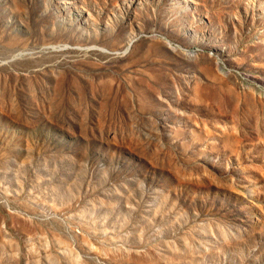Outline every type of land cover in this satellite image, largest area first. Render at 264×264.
<instances>
[{
	"label": "rangeland",
	"instance_id": "rangeland-1",
	"mask_svg": "<svg viewBox=\"0 0 264 264\" xmlns=\"http://www.w3.org/2000/svg\"><path fill=\"white\" fill-rule=\"evenodd\" d=\"M0 264H264V0H0Z\"/></svg>",
	"mask_w": 264,
	"mask_h": 264
},
{
	"label": "bare ground",
	"instance_id": "bare-ground-1",
	"mask_svg": "<svg viewBox=\"0 0 264 264\" xmlns=\"http://www.w3.org/2000/svg\"><path fill=\"white\" fill-rule=\"evenodd\" d=\"M60 30V29H59ZM3 31V30H2ZM40 32V31H39ZM62 32H64V31H62ZM5 33V32H4ZM41 33V32H40ZM7 34V33H6ZM45 34V33H44ZM53 34H54V32H53ZM8 35V34H7ZM9 36V35H8ZM144 36V35H143ZM149 36V35H148ZM148 36H146V37H144V38H147ZM161 37V36H160ZM3 38V37H2ZM1 38V39H2ZM7 38V37H6ZM162 38V37H161ZM2 41V40H1ZM13 42V41H12ZM3 43V42H2ZM58 44V43H57ZM150 44V43H149ZM64 46H66V44H64ZM9 48V47H8ZM64 48V47H63ZM71 48V47H70ZM62 49V48H61ZM75 49V48H74ZM93 49V48H92ZM55 50V49H54ZM57 50V49H56ZM55 50V51H56ZM59 50H60V48H59ZM80 50V49H79ZM89 50V49H88ZM58 51V50H57ZM119 53V52H118ZM71 54L73 55L74 54V52L73 51H66V52H61V53H58V54H56V56L55 57H57V58H60V60H62V61H64V60H69L70 58H73V57H75L74 55L73 56H71ZM90 54H92V55H99V54H95V52H91ZM108 55V54H107ZM124 55V54H123ZM105 58H107V57H105ZM110 59V60H109ZM122 58L121 57H118V56H113V57H109V58H107V60L105 61V63H106V67H110V66H115V65H118V63H119V61L121 60ZM70 64V63H69ZM87 64H88V62H87ZM72 65V64H71ZM90 65V64H89Z\"/></svg>",
	"mask_w": 264,
	"mask_h": 264
}]
</instances>
